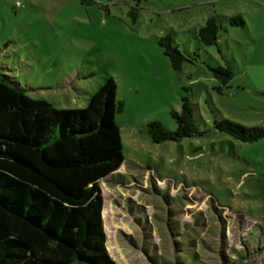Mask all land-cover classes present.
<instances>
[{"label": "rangeland", "instance_id": "374dc122", "mask_svg": "<svg viewBox=\"0 0 264 264\" xmlns=\"http://www.w3.org/2000/svg\"><path fill=\"white\" fill-rule=\"evenodd\" d=\"M213 13L244 20L220 25L226 58L196 36ZM167 34L189 58L180 70L158 44ZM232 56L239 73L223 85L209 66ZM0 70L57 108L85 107L114 82L124 160L100 187L116 264H264V137L214 127H264V0H0ZM184 94L198 133L154 142L148 124L174 130Z\"/></svg>", "mask_w": 264, "mask_h": 264}, {"label": "trees", "instance_id": "16d2710c", "mask_svg": "<svg viewBox=\"0 0 264 264\" xmlns=\"http://www.w3.org/2000/svg\"><path fill=\"white\" fill-rule=\"evenodd\" d=\"M223 21L244 27L239 14L213 13L196 36L226 58L218 35ZM173 41L170 34L158 38L171 67L180 70L189 58ZM231 58L224 65L209 66L223 85L239 72ZM181 102L180 111H172L174 130L158 121L148 124L154 142L198 133L190 95H182ZM121 108L110 78L90 94L85 107L57 108L45 98L28 95L0 70V264H116L107 249L100 180L115 173L124 160L114 121ZM214 127L244 142L264 137L263 126L224 117L215 118ZM258 226L264 238V215ZM259 249L264 251V241ZM246 258L231 259L241 264Z\"/></svg>", "mask_w": 264, "mask_h": 264}, {"label": "built area", "instance_id": "2783aa9c", "mask_svg": "<svg viewBox=\"0 0 264 264\" xmlns=\"http://www.w3.org/2000/svg\"><path fill=\"white\" fill-rule=\"evenodd\" d=\"M17 5H19V2H18V1H16V6H17Z\"/></svg>", "mask_w": 264, "mask_h": 264}, {"label": "crops", "instance_id": "0c3cea01", "mask_svg": "<svg viewBox=\"0 0 264 264\" xmlns=\"http://www.w3.org/2000/svg\"><path fill=\"white\" fill-rule=\"evenodd\" d=\"M239 73V72H238ZM117 171V170H116Z\"/></svg>", "mask_w": 264, "mask_h": 264}]
</instances>
